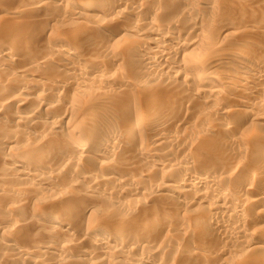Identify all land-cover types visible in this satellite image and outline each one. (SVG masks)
<instances>
[{
    "label": "bare ground",
    "instance_id": "6f19581e",
    "mask_svg": "<svg viewBox=\"0 0 264 264\" xmlns=\"http://www.w3.org/2000/svg\"><path fill=\"white\" fill-rule=\"evenodd\" d=\"M0 264H264V0H0Z\"/></svg>",
    "mask_w": 264,
    "mask_h": 264
}]
</instances>
